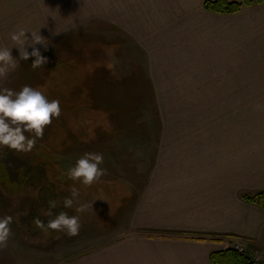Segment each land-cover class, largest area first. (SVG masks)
<instances>
[{
  "label": "crops",
  "instance_id": "0c3cea01",
  "mask_svg": "<svg viewBox=\"0 0 264 264\" xmlns=\"http://www.w3.org/2000/svg\"><path fill=\"white\" fill-rule=\"evenodd\" d=\"M205 1L0 0V46L11 48L10 32L22 27L42 35L35 47L46 66L60 37L65 51L126 52L153 82L171 85L161 98L189 101L190 122L159 131L153 171L133 199L131 233L73 258L40 251L45 264H212V252L232 245L257 247L255 264H264V209L242 198L264 190V2L222 14L204 9ZM107 32L120 38L105 41ZM87 35L100 39L86 43ZM12 54L17 67L0 77V88L35 59L20 60L17 47ZM2 185L0 216L13 221L0 264H30L39 253L29 243L51 230L23 227L31 207L39 218L36 197Z\"/></svg>",
  "mask_w": 264,
  "mask_h": 264
},
{
  "label": "rangeland",
  "instance_id": "374dc122",
  "mask_svg": "<svg viewBox=\"0 0 264 264\" xmlns=\"http://www.w3.org/2000/svg\"><path fill=\"white\" fill-rule=\"evenodd\" d=\"M95 36L87 35L86 43L90 38L101 37L105 41L120 38L108 32ZM63 40L60 37L55 45L52 67L45 63L33 68L32 63H25L15 70V82L6 87L19 90L27 84L39 88L49 99H59L61 114L45 126L43 138L37 140L31 151L17 152L7 146L0 147V172L6 163V170L13 174L11 182L3 179L4 187H20L25 200L37 198L45 185L54 183L55 186L64 184L60 193L64 199L75 183L67 178V169L86 152L103 153L101 166L107 171L99 181L87 187L76 183L80 189L78 203H86L87 209L77 213L75 204L68 209L62 207L69 215H79V233L68 236L51 230L42 239L35 237L29 243L38 253L43 251L46 257L56 253L61 258H73L131 233L129 215L133 199L153 171L160 146L159 131L164 130L166 124H188L190 121L189 101L161 98L165 96L162 93L165 86L171 85L153 82L156 77H150L139 60L127 57L126 52H97L94 49L98 45H86L85 51L70 52ZM65 47L67 51L63 50ZM69 56L73 61H69ZM181 103L186 105L183 107ZM23 171L35 176L31 179L27 174L26 180L15 185L12 180L17 178L16 173L23 174ZM54 173H59L60 181L54 179ZM62 177L65 180L61 181ZM31 210L32 207L27 213L23 212L22 225H29V232L34 233V230V234L40 235L45 231L36 226ZM25 241H30L29 236ZM37 255L28 262L47 263L40 253Z\"/></svg>",
  "mask_w": 264,
  "mask_h": 264
},
{
  "label": "clouds",
  "instance_id": "9594fccd",
  "mask_svg": "<svg viewBox=\"0 0 264 264\" xmlns=\"http://www.w3.org/2000/svg\"><path fill=\"white\" fill-rule=\"evenodd\" d=\"M29 32L31 38L27 35ZM9 38L13 42L11 48L0 46V77L6 76L10 70L17 67L18 58L12 54L13 47L19 49L20 60L35 58L31 62L33 68L47 62V57L35 47L36 44L43 43L40 33L21 27L10 32ZM26 45L32 46L31 52L27 50ZM60 114L59 99H49L39 88L27 84L19 90L0 88V147L7 146L17 152L31 151L37 140L43 138L45 126ZM103 162V153L86 152L67 169V178L75 183L71 187L70 194L63 199L64 208H72L75 204L77 213L87 209L86 203H78L80 189L76 187V183L87 187L99 181L107 171L101 166ZM56 206V200L49 201V215ZM12 221L13 217L10 215L0 216V246H5L12 235ZM34 222L44 231L56 230L68 236L77 235L81 227L79 215H69L66 211L55 214L47 223L39 218Z\"/></svg>",
  "mask_w": 264,
  "mask_h": 264
},
{
  "label": "trees",
  "instance_id": "16d2710c",
  "mask_svg": "<svg viewBox=\"0 0 264 264\" xmlns=\"http://www.w3.org/2000/svg\"><path fill=\"white\" fill-rule=\"evenodd\" d=\"M263 2L264 0H240V1L206 0L203 3V7L206 10H210L216 13L231 14V13L239 12L243 7L251 6L253 4H260ZM2 169H3L2 172H4L3 174L4 177L1 178L0 182L2 183L3 179L9 180V182H11L10 178L13 173L6 170V163L4 164ZM27 174H30L31 179H32V176H35V175H31V173H24V171H23V174H20L18 172L16 173L17 178L12 181L16 182L15 185L19 184L21 181L26 180L25 175ZM53 177L57 181H60L59 173H54ZM33 180L36 181V185H37L36 177L35 178L33 177ZM63 180H65V177H62L61 181ZM54 184L52 186L45 185V187L43 188L44 190H41L42 192L39 191L40 194L37 195L36 209L38 211L39 218H45V217L50 218L49 217L50 216L49 215V201L50 200H56L57 202L56 208L52 209L51 216L55 215V214L53 215L55 211H58V212L63 211V208H62L63 199L60 197V193H62L64 184H59L57 186H55ZM242 198L244 201L251 203V204H256L262 209H264V190L256 192L254 194H244L242 195ZM41 200L43 202H40ZM43 214L46 216H44ZM209 259L212 264H255V262L251 260V258L248 255L240 253L238 250L234 249L233 247H229L224 250L214 251L209 255Z\"/></svg>",
  "mask_w": 264,
  "mask_h": 264
},
{
  "label": "built area",
  "instance_id": "2783aa9c",
  "mask_svg": "<svg viewBox=\"0 0 264 264\" xmlns=\"http://www.w3.org/2000/svg\"><path fill=\"white\" fill-rule=\"evenodd\" d=\"M233 248L238 250L240 253L248 255L254 262H258L262 258L263 252L255 246L242 247L239 245H233Z\"/></svg>",
  "mask_w": 264,
  "mask_h": 264
}]
</instances>
